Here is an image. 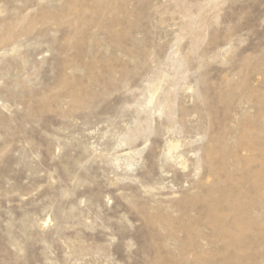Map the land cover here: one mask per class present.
<instances>
[{
    "label": "rangeland",
    "instance_id": "obj_1",
    "mask_svg": "<svg viewBox=\"0 0 264 264\" xmlns=\"http://www.w3.org/2000/svg\"><path fill=\"white\" fill-rule=\"evenodd\" d=\"M0 264H264V0H0Z\"/></svg>",
    "mask_w": 264,
    "mask_h": 264
}]
</instances>
